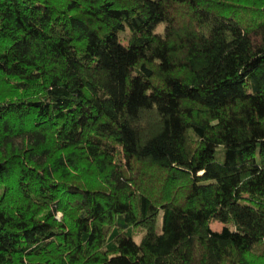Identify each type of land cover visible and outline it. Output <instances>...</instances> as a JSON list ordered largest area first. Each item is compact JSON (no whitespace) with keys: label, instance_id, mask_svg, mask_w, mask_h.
I'll return each instance as SVG.
<instances>
[{"label":"trees","instance_id":"trees-1","mask_svg":"<svg viewBox=\"0 0 264 264\" xmlns=\"http://www.w3.org/2000/svg\"><path fill=\"white\" fill-rule=\"evenodd\" d=\"M0 264H264V0H0Z\"/></svg>","mask_w":264,"mask_h":264},{"label":"rangeland","instance_id":"rangeland-1","mask_svg":"<svg viewBox=\"0 0 264 264\" xmlns=\"http://www.w3.org/2000/svg\"><path fill=\"white\" fill-rule=\"evenodd\" d=\"M217 158H218V160L219 161H223L224 160V158H225V151H224V149H222V148H219L218 150H217ZM60 217V216H59ZM160 225H161V221L159 222V227H160ZM215 229H218V228H220L219 227V225H217V224H215ZM140 237L141 236H138V239H140Z\"/></svg>","mask_w":264,"mask_h":264}]
</instances>
